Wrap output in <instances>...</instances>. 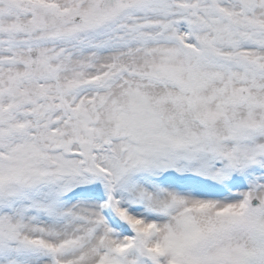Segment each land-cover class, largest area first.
<instances>
[{"label": "snow or ice", "instance_id": "6c2138e0", "mask_svg": "<svg viewBox=\"0 0 264 264\" xmlns=\"http://www.w3.org/2000/svg\"><path fill=\"white\" fill-rule=\"evenodd\" d=\"M0 264H264V0H0Z\"/></svg>", "mask_w": 264, "mask_h": 264}]
</instances>
